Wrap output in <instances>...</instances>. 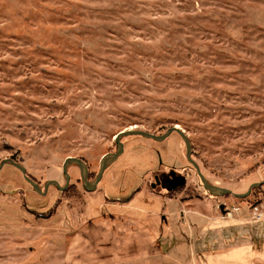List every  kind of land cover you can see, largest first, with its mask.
<instances>
[{"label":"rangeland","instance_id":"374dc122","mask_svg":"<svg viewBox=\"0 0 264 264\" xmlns=\"http://www.w3.org/2000/svg\"><path fill=\"white\" fill-rule=\"evenodd\" d=\"M173 127L209 183L244 194L264 181V0H0V163L23 166L44 193L48 181L65 186L68 157L85 161L91 180L119 132ZM122 142L123 155L92 192L75 165L68 189L45 195L4 166L0 264H106L96 252L112 246L105 235L115 229L123 246L143 237L147 246L130 254L158 252L152 264L168 255L162 264H222L223 254L237 264L241 248L263 254L264 215H254L264 214V185L245 198L214 196L179 134ZM157 169L186 173V187L172 195L152 188ZM223 204L240 211L229 217ZM144 205L158 234L140 219L111 222L147 216L134 211ZM195 210L204 216L198 225ZM83 239L84 256L95 258L73 260Z\"/></svg>","mask_w":264,"mask_h":264},{"label":"water","instance_id":"95a60500","mask_svg":"<svg viewBox=\"0 0 264 264\" xmlns=\"http://www.w3.org/2000/svg\"><path fill=\"white\" fill-rule=\"evenodd\" d=\"M174 132L179 134L181 136V138L183 139V141L185 143V147H186V157H187L188 161L193 165L195 170L197 171V174H198V176L202 182L204 189L208 193H210L211 195H214V196L233 195L236 198H245L246 196H248L251 193L252 188L261 187L264 185V181H262L260 183H255L248 189V191L246 193H244V194H233L232 191L229 189L222 188V187H219V186H216V185L209 183L207 181V179L201 173L197 163L194 160H192V158H191L192 148H191V143L189 141V138L185 135V133L181 129H179L177 127L170 128L163 135H154V134H151V133H148L145 131H139V130H135V131L126 130V131L119 132L115 137L116 152L115 153H107L101 158L98 174L93 181L88 180L89 170H88V167H87V164L85 163V161H83L82 159L76 158V157H68L64 161V164H63V173H64V177L66 178L65 186L61 187L60 184L56 181H48L45 184L44 193L41 190V188L35 183V181H33L30 177H28L26 175L25 168L23 166H21L20 164L16 163L15 161H13L12 159L3 160L0 163V170H2V168L6 165H13L14 167H16L17 169H19L21 171V173L24 175L26 181L33 187V189L37 193H39L40 195H45L50 186L56 187L59 191H65L67 189L69 182H70V179H71L70 175L68 173V169L71 165H75L80 170L81 181H82V185H83L85 191L92 192V191H95L97 189L98 184L102 181V179L104 177V173L106 172V170L109 167H111L123 155L124 144L122 142V139L127 138V137H131V136H140V137L150 139L153 141L162 142V141L166 140ZM180 179H181L180 183H178L176 186H183L185 184L186 179L184 177H182Z\"/></svg>","mask_w":264,"mask_h":264},{"label":"crops","instance_id":"0c3cea01","mask_svg":"<svg viewBox=\"0 0 264 264\" xmlns=\"http://www.w3.org/2000/svg\"><path fill=\"white\" fill-rule=\"evenodd\" d=\"M139 209H141V210H139ZM139 209L136 210V208H134V211L137 213V215L140 213V214H143V215L144 214H147V216H145V217L144 216L143 217H139L138 216L139 218H135L133 216H129L130 218L129 217L122 216V217H116L113 220L111 219V222L113 223L114 226L117 227L118 221L123 222V220H126V218H128V220L131 219V218L136 219V220L137 219H140L139 222H141L147 229L151 228L150 229V230H152L151 232H153V233H156L157 232V234H158L159 233L158 231L154 232L153 229H152V225L154 223H156L155 222L156 221L155 220L156 217L152 216V215H154L153 208H151V206H149V205H144V206H141ZM193 213L195 214V217H194L195 222L198 225V222L201 221V219L198 217V215H200L202 218L204 216H203V214L201 212H197V210H195V212L193 211ZM166 217H168V214L167 213L166 214H163L160 217L162 219V222L163 221H164V223L169 222V220H170L169 217H168V219H166ZM184 218L185 217L182 214L181 217H180V219H184ZM100 219L101 220H106L107 218L102 217ZM186 219L187 218H185V220ZM159 223H161V222L159 221ZM156 225L158 226V223ZM254 225L257 226V223H253V226ZM90 226H95V223H93V222L92 223H87V225L84 226L83 231L87 229L85 227H90ZM92 234H93V237H94L95 236L94 232H92ZM121 234L122 235H125L126 233H123L122 232ZM85 235L86 234H84V237L87 238V235L86 236ZM126 236H129V235H126ZM86 238H84L86 240V242H88V241L91 240L89 238L88 241H87ZM84 239L81 242L79 241V243H78L79 244L78 246L82 248V252H78L80 254H76L74 252L72 254L73 255L72 256V259L73 260L76 259V261L77 260L78 261H84L87 258H88V260H91V258H95V257H92V256H84L87 253H90V251L86 248V247H88L87 246V243L84 245V247H82V244H84V242H85ZM105 239L107 240V241H105V242H107L106 245H112V246L106 247V249L99 248V250H97L96 253H99L98 255H100L101 260H102L103 257H106V258L108 257L109 259H111V260H108V263H106V264H152V263H154L153 261L155 260L153 258L155 256H157V254H158V252H155L153 254H149L148 253V254H143V255H138V256L136 254H130V253H133V252H136V251H139V250H142L143 251V248L146 247L148 243L143 240L144 239L143 237H141V239L139 240L141 244H139V245H130L129 247H127L125 245L123 246V244H121L122 243V239L120 238L119 233L116 231V229L114 230L113 233H110L109 235L106 234L105 235ZM157 240L158 239H156V241ZM120 250L127 251L128 252L127 255H129V256H125L124 258H119V260H118V258L112 257L110 254H107L105 256H102L103 253H105V254L106 253H113V254H115V253H117V251H120ZM157 250H159V252H162V251H170L168 249H166V250L161 249L160 244H158ZM171 250H174V249H171ZM174 251H175V253L177 252V250H174ZM146 252H149V250L146 251ZM250 253H251V250L246 251V249H242L241 248V253L239 252L237 254V256H238L237 259H236L237 260V264H264V255H263L264 252H263V254H262V251L260 252L261 253V256H260V254H259V256L256 255L255 252H254L255 255L254 254L253 255H250ZM168 258H170L169 255L167 257L165 256L163 259L161 258L160 259L161 264L164 263L165 260H167ZM221 259H222L221 262H223L222 264H230L231 256L223 254V256L221 257ZM96 264H98V263H96ZM99 264H102V262H100Z\"/></svg>","mask_w":264,"mask_h":264},{"label":"flooded vegetation","instance_id":"af4514ba","mask_svg":"<svg viewBox=\"0 0 264 264\" xmlns=\"http://www.w3.org/2000/svg\"><path fill=\"white\" fill-rule=\"evenodd\" d=\"M89 177H90V172H89ZM182 177H184L186 179L185 184L183 186H176L178 183H180V181H181L180 178H182ZM94 179L92 178L90 180L88 178L89 181H93ZM152 180L153 181L150 182V185L152 188L160 189L169 195L170 194L172 195L173 193H176L177 191L182 190L184 187H186V185L188 183L186 173H183L182 171H178L175 169H169L166 171L161 170V169H157L155 171V173L152 175ZM67 189H68V187H67ZM210 197H212V196L210 195ZM219 210L222 213H225L226 208L223 205H220Z\"/></svg>","mask_w":264,"mask_h":264},{"label":"built area","instance_id":"2783aa9c","mask_svg":"<svg viewBox=\"0 0 264 264\" xmlns=\"http://www.w3.org/2000/svg\"><path fill=\"white\" fill-rule=\"evenodd\" d=\"M223 206L226 208V211H225V213H226V215H228L229 217H231L233 214H238L239 213V211H240V208L239 207H237V206H234V205H232V206H227V205H225V204H223ZM254 211L255 212H258L259 211V209L257 208V207H255V209H254ZM224 213V214H225ZM264 214H255L254 215V218H261L262 216H263Z\"/></svg>","mask_w":264,"mask_h":264}]
</instances>
